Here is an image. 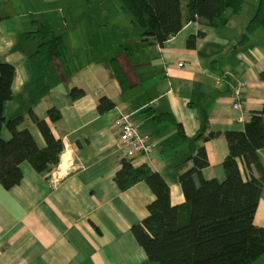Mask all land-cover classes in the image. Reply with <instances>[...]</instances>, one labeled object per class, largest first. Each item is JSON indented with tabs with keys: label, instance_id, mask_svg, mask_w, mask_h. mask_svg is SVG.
Here are the masks:
<instances>
[{
	"label": "crops",
	"instance_id": "1",
	"mask_svg": "<svg viewBox=\"0 0 264 264\" xmlns=\"http://www.w3.org/2000/svg\"><path fill=\"white\" fill-rule=\"evenodd\" d=\"M31 14L67 31L65 49L44 65L34 55L38 41L25 35L32 29ZM237 17L223 28L187 23L158 45L142 40L141 29L118 0H0V62L15 68L12 98L3 114L22 115L18 128H27L44 147L40 131L28 119L31 110L63 144L48 177L23 162L20 183L9 189L0 186V264H155L130 230L147 216L154 194L145 182L123 191L114 183L125 157L114 120L119 113L129 114L138 133L151 143L150 152L131 163H146L159 172L172 204L184 201L177 177L187 167L185 156L201 145L208 160L202 178L223 180L226 140L203 137L210 131L243 130L241 116H251L264 104V81L259 78L264 29L239 44L247 21L235 24ZM229 27L231 37L223 32ZM199 31L204 35L188 48V37ZM111 59L122 68L124 91L114 79ZM238 84L243 99L241 109L235 110L230 95ZM73 87L82 89L83 96L72 100L68 93ZM102 96L114 106L100 113ZM52 107L60 112L54 122L47 117ZM146 107L172 114L186 139L173 125H156L146 118L141 112ZM1 136L10 137L4 126ZM259 155L264 164V148ZM238 164L245 179L246 170ZM254 223L264 228V185ZM253 264H264V253Z\"/></svg>",
	"mask_w": 264,
	"mask_h": 264
},
{
	"label": "trees",
	"instance_id": "2",
	"mask_svg": "<svg viewBox=\"0 0 264 264\" xmlns=\"http://www.w3.org/2000/svg\"><path fill=\"white\" fill-rule=\"evenodd\" d=\"M245 0H118L119 7L128 12L132 22L141 29L143 41L162 45L176 35L187 23L196 22L202 27L223 28L239 15ZM32 29L26 37L38 41L34 53L40 65L59 56L66 47L67 31L42 22L31 14ZM264 29V0H256L253 14L245 23L238 43L247 42L250 35ZM199 31L186 41L194 48ZM130 51L131 49H126ZM110 67L121 91L126 78L115 59ZM15 68L11 63L0 62V186L9 189L20 183L23 173L21 164L27 162L35 171L45 172L46 177L55 169L63 149L46 120L38 118L31 110L28 119L40 131L45 146L39 147L27 128L19 129L22 115L6 118L3 106L12 98ZM264 81V69L259 72ZM84 91L73 87L68 95L72 100L83 96ZM114 106L109 98L98 100L100 113ZM154 124L173 125L178 135L185 140L182 128L170 113H154L152 108L141 110ZM49 121L60 118L58 109L47 110ZM5 127L8 139L1 136ZM223 136L227 153L222 160L225 178L204 179L201 169L208 165L204 145L185 156L187 167L177 182L184 196L181 204H172L168 183L162 175L144 163L133 166L132 158L124 157L121 167L115 172L114 183L126 190L138 182H145L154 194L146 206L147 216L130 230L147 259L155 264H253L264 253V228L254 223V214L264 185V164L259 151L264 148V104L262 109L251 114L243 130L208 132L203 138L208 141ZM238 161L246 170L243 179Z\"/></svg>",
	"mask_w": 264,
	"mask_h": 264
},
{
	"label": "built area",
	"instance_id": "3",
	"mask_svg": "<svg viewBox=\"0 0 264 264\" xmlns=\"http://www.w3.org/2000/svg\"><path fill=\"white\" fill-rule=\"evenodd\" d=\"M180 64V63H179ZM243 86L238 84L231 90V106L235 110H240L243 99ZM250 116L242 115L240 120L244 123L249 121ZM114 128L118 135L117 144L127 158H133L150 152L152 145L147 138L141 136L136 127L132 124L127 113H119L114 120Z\"/></svg>",
	"mask_w": 264,
	"mask_h": 264
},
{
	"label": "rangeland",
	"instance_id": "4",
	"mask_svg": "<svg viewBox=\"0 0 264 264\" xmlns=\"http://www.w3.org/2000/svg\"><path fill=\"white\" fill-rule=\"evenodd\" d=\"M255 6H256V0H245L242 11L238 15L240 17H237L240 19H235L236 21H233V23L237 24L238 20H241V19H243V22L247 21L251 17L252 13L254 12ZM223 32L226 33V35H228L229 37L233 35L232 33H230V27L229 29H225ZM7 106L8 105H6V107ZM5 114L9 115V111L7 112L6 109H5Z\"/></svg>",
	"mask_w": 264,
	"mask_h": 264
},
{
	"label": "bare ground",
	"instance_id": "5",
	"mask_svg": "<svg viewBox=\"0 0 264 264\" xmlns=\"http://www.w3.org/2000/svg\"><path fill=\"white\" fill-rule=\"evenodd\" d=\"M64 162H65V160H64Z\"/></svg>",
	"mask_w": 264,
	"mask_h": 264
}]
</instances>
